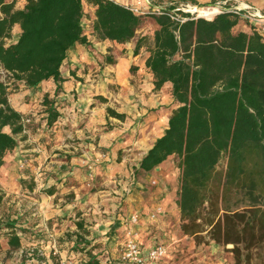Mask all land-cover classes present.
<instances>
[{
    "label": "trees",
    "instance_id": "1",
    "mask_svg": "<svg viewBox=\"0 0 264 264\" xmlns=\"http://www.w3.org/2000/svg\"><path fill=\"white\" fill-rule=\"evenodd\" d=\"M84 3L95 7L92 28L99 39L127 43L147 17L157 24L151 35L137 36L134 54L149 51L145 65L154 90L170 84L175 108L138 169L151 171L176 157L183 234L197 244L232 243L234 264H250L255 254L257 264H264V35L254 23L251 31L237 30L243 18L234 12L178 22L169 16L173 4L164 5L162 13L139 14L115 0H26L24 7L0 0V168L23 131V114L9 100L10 83L2 71L29 88L53 79L60 91L68 51L89 43ZM16 25L21 31L13 40ZM42 103L52 126L60 116L55 99L45 95ZM107 113L126 117L111 107ZM15 225L6 224L12 249L22 246ZM78 228H84L82 222ZM87 264L98 261L91 255Z\"/></svg>",
    "mask_w": 264,
    "mask_h": 264
},
{
    "label": "crops",
    "instance_id": "2",
    "mask_svg": "<svg viewBox=\"0 0 264 264\" xmlns=\"http://www.w3.org/2000/svg\"><path fill=\"white\" fill-rule=\"evenodd\" d=\"M115 1L128 5L138 0ZM140 1L146 3V0ZM169 1L151 0L153 6H162ZM196 1L209 3L211 0ZM242 1L264 13V0ZM25 3L23 0L22 7ZM84 8L94 21L95 7L84 3ZM17 27L13 34L20 33V26ZM236 29L251 31V22L242 19ZM84 33L89 43L73 45L61 66L65 80L60 91L57 92V83L49 79L32 88L22 82L19 84L21 91L9 96L12 106L23 115L40 106L36 103L38 95L67 101V105L58 106L60 116L52 126L36 120L27 133L17 136L16 147L6 154L0 168V190L6 195L12 194L13 199L21 200L28 193L32 199L37 197L52 205L64 191H74L77 197L82 194L86 198L88 185L81 176L86 167L77 168L75 159L89 162L95 166L93 174L99 185L96 196H89L94 207V214L89 216H93L96 224L89 236L83 235L78 228L80 220L76 218L75 232L85 239L81 243L75 234L72 247L87 250L98 244L95 247L98 257L107 254L99 259L101 264H132L122 258V250L127 229L133 225L130 217L137 213L140 221L134 226L139 231L142 249L147 251L158 243L168 245V254L159 264H232L231 257L224 256L218 246L213 247L212 253L204 255L193 236L181 232L177 204L179 171L174 156L151 171L138 169L142 157L163 134L175 108L172 96L165 93L170 84L154 90L153 75L145 65L149 51L142 48L134 54L136 40L127 42L130 43L128 46ZM14 37L16 40L18 35ZM123 47L125 51L119 50ZM100 53L111 55L104 57L113 60L107 61L104 68L99 63ZM26 94H33L36 100L25 101ZM98 95L107 100H96ZM108 107L126 117L121 120L109 116ZM80 111H87V117L83 118ZM165 111L167 118L161 122L159 116ZM97 146H102L103 151H96ZM26 168L28 175L24 173ZM28 176L33 180L30 190L19 183V178ZM157 207L162 211L155 219L149 218Z\"/></svg>",
    "mask_w": 264,
    "mask_h": 264
},
{
    "label": "rangeland",
    "instance_id": "3",
    "mask_svg": "<svg viewBox=\"0 0 264 264\" xmlns=\"http://www.w3.org/2000/svg\"><path fill=\"white\" fill-rule=\"evenodd\" d=\"M15 1L17 7H22L23 0ZM214 1L216 0H211L210 2ZM147 13L149 14V12ZM147 13L145 12L144 14ZM82 23L84 32L94 35L92 28L93 21L91 20V14L88 11H85ZM156 25L157 24L152 17H147L144 25L137 31V36L141 34L151 35L156 29ZM17 28L16 25V30ZM17 35L18 33L14 32L13 40L15 39L14 36L17 37ZM137 36L131 41H135ZM130 43H127L126 45L129 46ZM112 49L113 48H111V50ZM119 50L125 51V48L123 47V49ZM100 54L102 57L99 63L104 68L106 63H108L107 58H105L104 55H111ZM2 78L9 80V96L21 91L19 90V84L22 82H14L12 79H9L5 72H2ZM165 93H168L171 96L170 88L165 91ZM44 97L38 95L36 100L33 94H26L24 99L27 102H29L30 99H34L36 100V103L39 104L43 101ZM96 100L99 99L96 98ZM55 102L58 104L57 107H64L67 105V101L55 100ZM173 105L175 106L174 101ZM87 113V111H80V115L83 118L87 117ZM167 115L168 114L165 111L161 117L159 116L161 122L166 120ZM101 148L102 146H97L94 149L96 151H103ZM121 153L122 149L120 150L119 157ZM174 162L177 167L176 157H174ZM75 165L79 169L86 167V170L82 172L81 175L84 177L83 181L88 185L86 198H84V195L82 194L77 197V194L74 191H64L54 199V205H52L51 202L44 201L37 197L32 199L28 193H26L27 196L22 197L21 200L19 198L13 199L12 194L6 195L0 190V264H63L65 260L71 262V264H87L91 255L96 257L98 264H101L99 259L103 258V255L106 257L107 254L100 253L101 256L98 257L99 253H97L95 248L98 244H96L95 247L92 245L87 250H85V247L71 246L75 235L76 222H78L76 218H79V222H82L84 225V228L80 229V232L83 235L85 234L89 236L93 230V226L96 224L93 216H89V214H94L93 203L89 200V196H96V192L99 189V185L96 184L97 178L93 174V167L95 166L89 165V162H82L79 159H75ZM225 166L224 160L221 162L219 168L224 169ZM26 171H29V169L26 168L24 170V173L28 175ZM19 183H22L28 190H30L33 180L29 176L27 178L21 177L19 178ZM67 183L70 184L71 181L67 180ZM58 198L61 199L58 200ZM11 221L16 222L14 230H16L17 234L22 238V246L18 249H12L8 244V237L10 236L12 229L7 227L6 224ZM197 246L201 248L200 252L204 255L206 253H212L213 247L218 246L224 256L231 257L232 264H234L233 253L230 251L231 248H233L232 243L220 245L214 242H202L201 244H197ZM186 248H188V245ZM258 262H260V259L255 254L253 258H251L250 264H257Z\"/></svg>",
    "mask_w": 264,
    "mask_h": 264
},
{
    "label": "built area",
    "instance_id": "4",
    "mask_svg": "<svg viewBox=\"0 0 264 264\" xmlns=\"http://www.w3.org/2000/svg\"><path fill=\"white\" fill-rule=\"evenodd\" d=\"M172 4L173 8L169 12V16L178 22H184L187 19L199 17L212 19L217 14L231 11L239 14L243 19L254 23L258 27V30L264 35V13L248 2L242 0H216L210 3H194L186 0H178L175 4L169 1L165 5ZM127 6L139 14H144L145 12L162 13V9L164 8V5L153 6L151 0H146V3H142L138 0L134 4H128ZM36 120H42L48 125L47 113L45 112L42 102L37 109L32 110L29 114L23 115L22 133H27L29 131V126ZM161 211L162 208L157 207L149 214V218L155 219ZM130 219L133 225L127 229V238L122 250V258L132 264H159L160 260L168 254V245L165 243H158L149 250L144 251L139 242V231L134 226L140 221V216L134 213L131 215ZM63 264H71V262L65 260Z\"/></svg>",
    "mask_w": 264,
    "mask_h": 264
}]
</instances>
